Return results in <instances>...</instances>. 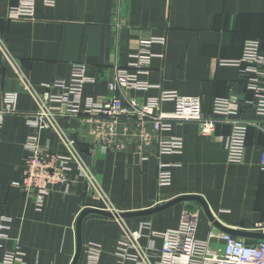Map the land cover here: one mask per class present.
Masks as SVG:
<instances>
[{"label": "crops", "instance_id": "obj_1", "mask_svg": "<svg viewBox=\"0 0 264 264\" xmlns=\"http://www.w3.org/2000/svg\"><path fill=\"white\" fill-rule=\"evenodd\" d=\"M21 3L0 0V35L20 69L17 75L0 55L2 89L18 94L19 111L4 119L0 136V209L11 219L7 234L19 239L25 264H72L76 223L88 208L137 212L179 197L198 196L223 227L256 231L257 224L264 222V117L257 114V95L248 89V79L236 63L247 41H259L264 51V0H34L32 17L11 18L10 10ZM154 39L164 42L150 46V71L140 76L150 88L122 89L116 96L141 104L160 98L163 92L200 97L204 118L213 116L215 101L230 100L239 107L233 119L255 123L248 131L243 162L228 161L232 126L227 124L217 125L214 137H202L193 122L176 123L170 132L161 134L148 126L153 139L142 148L139 124L123 123L118 132L122 148L113 150L90 134L89 122L62 119L59 125L77 140L98 188L92 189L74 165L69 189L56 188L38 210L35 195L28 196L21 187L30 155L26 142L35 133L28 122L38 108L37 97L57 94V89L45 86L69 81L73 67L84 65L88 76L97 81L85 85L83 99L104 103L114 96L109 85L118 71L134 73L129 65L141 43ZM174 108L172 102L161 107L164 112ZM172 139L184 141L182 152L160 155L158 141ZM39 141L53 153L66 152L55 131H41ZM162 165L172 175L167 187L158 183ZM186 211L198 218L196 237L221 250V236L226 234L215 232L198 202L130 219L126 226L144 234L140 244L154 247L150 254L155 260L163 240L152 233L177 229ZM124 230L122 221L86 217L79 264L87 263L93 245L101 247L98 264H121L116 252Z\"/></svg>", "mask_w": 264, "mask_h": 264}, {"label": "built area", "instance_id": "obj_2", "mask_svg": "<svg viewBox=\"0 0 264 264\" xmlns=\"http://www.w3.org/2000/svg\"><path fill=\"white\" fill-rule=\"evenodd\" d=\"M22 3L10 10L11 18L32 17L34 15V0H21ZM54 3L55 0H46ZM164 42L161 39L143 41L140 49L133 57L127 70H119L109 89L114 96L104 103H98L93 99H83L85 85L96 83L97 79L90 78L87 67L75 65L72 69L69 81H58L46 85V89L55 88L58 93L45 94L37 97L38 108L29 120V125L34 129V134L26 142L30 152L23 167L21 187L28 196L35 195L36 207L42 210L46 199L56 188L69 189L71 185L70 174L77 166L79 174L92 189L98 188L95 174L86 160L78 151V142L59 125L62 119H77L89 122L90 134L98 139L106 149H121L118 143L119 128L123 123L139 124L138 137L142 148L151 144L153 134L147 127L151 126L153 133H168L176 123L193 122L199 127L202 137H214L217 125L227 124L232 126L227 150L228 161L233 164H241L247 145V136L250 127L255 123L233 119L238 115L239 107L230 100H217L213 105V116L204 118L202 115V99L200 97H182L176 93L163 92L160 98L149 100L141 104L137 100H124L116 96L119 90L135 89L146 91L150 85L140 79L142 75H148L153 54L150 46L154 42ZM0 55L4 64L10 67L17 75L20 69L9 52L6 40L0 35ZM242 73L248 79V89L256 93L257 103L255 110L258 115L264 117V51L259 41L250 40L245 43L242 58L237 61ZM3 77L0 74V136L4 119L7 116L19 115L17 109L18 94L4 92L2 89ZM166 102H172L175 106L172 112H164L161 107ZM43 130H52L58 133L62 144L66 148L65 153H53L47 147L40 144L39 135ZM182 139L171 141H158L160 155L180 154L183 150ZM262 170L264 172V153L262 155ZM162 165L158 183L160 187L171 184L172 175ZM112 213L117 210L109 209ZM10 217L0 209V264H25L26 253L19 239L10 238L7 234L10 227ZM122 221V220H119ZM125 224L124 236L118 243L117 256L121 264H264V241L249 244L244 239L231 235H223V248H213L209 241H202L196 237L198 218L192 212H184L177 229L165 233H152L155 238L163 240V246L152 260L153 248H145L140 244L144 234L141 231H133ZM149 225L145 229L149 230ZM257 232L264 233V222L257 224ZM134 251V252H132ZM101 247L93 245L87 252L86 264H98Z\"/></svg>", "mask_w": 264, "mask_h": 264}, {"label": "water", "instance_id": "obj_3", "mask_svg": "<svg viewBox=\"0 0 264 264\" xmlns=\"http://www.w3.org/2000/svg\"><path fill=\"white\" fill-rule=\"evenodd\" d=\"M184 202H198L202 205L204 212L214 227V230L216 233L222 232L231 236H235L237 238L241 239H252V240H257V241H264V233L262 232H257V231H243V230H233V229H228L223 227L217 219L214 217L212 212L210 211L207 203L200 197L198 196H183L179 197L169 203H166L164 205H157L154 208L143 210V211H137V212H126V213H112L110 211L106 210H99V209H93V208H88L85 209L84 211L81 212V214L78 217L77 223H76V254L73 259L72 264H79L80 260L83 255V240H82V227H83V222L88 217L89 215H98L102 217H106L109 219H115V220H122V221H127L130 219H135V218H141V217H149L156 215L160 212H163L165 210L171 209L175 207L176 205H179Z\"/></svg>", "mask_w": 264, "mask_h": 264}, {"label": "rangeland", "instance_id": "obj_4", "mask_svg": "<svg viewBox=\"0 0 264 264\" xmlns=\"http://www.w3.org/2000/svg\"><path fill=\"white\" fill-rule=\"evenodd\" d=\"M213 246V245H212ZM214 247V246H213Z\"/></svg>", "mask_w": 264, "mask_h": 264}]
</instances>
